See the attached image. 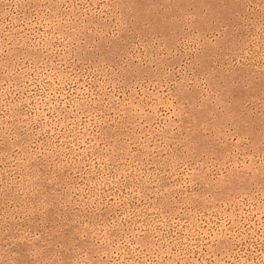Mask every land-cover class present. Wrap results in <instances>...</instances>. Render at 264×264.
<instances>
[{
	"label": "rangeland",
	"instance_id": "obj_1",
	"mask_svg": "<svg viewBox=\"0 0 264 264\" xmlns=\"http://www.w3.org/2000/svg\"><path fill=\"white\" fill-rule=\"evenodd\" d=\"M0 264H264V0H0Z\"/></svg>",
	"mask_w": 264,
	"mask_h": 264
}]
</instances>
